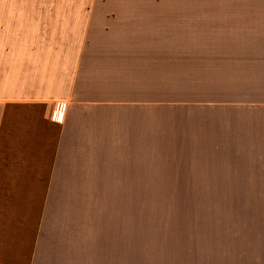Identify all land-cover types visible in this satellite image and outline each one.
<instances>
[{"label":"crops","instance_id":"crops-1","mask_svg":"<svg viewBox=\"0 0 264 264\" xmlns=\"http://www.w3.org/2000/svg\"><path fill=\"white\" fill-rule=\"evenodd\" d=\"M148 2L0 0V264H264V0H172V188L84 158Z\"/></svg>","mask_w":264,"mask_h":264},{"label":"rangeland","instance_id":"rangeland-1","mask_svg":"<svg viewBox=\"0 0 264 264\" xmlns=\"http://www.w3.org/2000/svg\"><path fill=\"white\" fill-rule=\"evenodd\" d=\"M148 1V33L129 36L134 49L112 58L109 86L117 104L85 122L92 153L84 158L95 170L125 174L126 185L168 191L174 186L172 0Z\"/></svg>","mask_w":264,"mask_h":264},{"label":"built area","instance_id":"built-area-1","mask_svg":"<svg viewBox=\"0 0 264 264\" xmlns=\"http://www.w3.org/2000/svg\"><path fill=\"white\" fill-rule=\"evenodd\" d=\"M62 117H63V113H62V112H59V113L56 115L55 120H56L57 122H61Z\"/></svg>","mask_w":264,"mask_h":264}]
</instances>
